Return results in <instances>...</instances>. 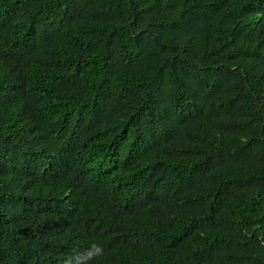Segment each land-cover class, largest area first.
I'll return each instance as SVG.
<instances>
[{"label": "trees", "instance_id": "16d2710c", "mask_svg": "<svg viewBox=\"0 0 264 264\" xmlns=\"http://www.w3.org/2000/svg\"><path fill=\"white\" fill-rule=\"evenodd\" d=\"M0 264H264V0H0Z\"/></svg>", "mask_w": 264, "mask_h": 264}, {"label": "clouds", "instance_id": "9594fccd", "mask_svg": "<svg viewBox=\"0 0 264 264\" xmlns=\"http://www.w3.org/2000/svg\"><path fill=\"white\" fill-rule=\"evenodd\" d=\"M95 251H96V252H100V249H99V248H96Z\"/></svg>", "mask_w": 264, "mask_h": 264}]
</instances>
